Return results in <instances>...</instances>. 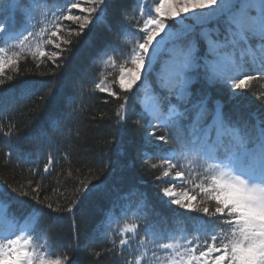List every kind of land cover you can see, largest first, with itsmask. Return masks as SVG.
Returning a JSON list of instances; mask_svg holds the SVG:
<instances>
[{
    "label": "snow or ice",
    "instance_id": "obj_1",
    "mask_svg": "<svg viewBox=\"0 0 264 264\" xmlns=\"http://www.w3.org/2000/svg\"><path fill=\"white\" fill-rule=\"evenodd\" d=\"M108 8V0H0V87L16 79L21 61L29 58L37 70L48 68L38 74L59 75L74 38L85 30L103 25L119 33L118 45L99 52L103 70L93 91L119 101L114 126L122 133L139 102L134 123L144 133L142 164L158 170L157 195L171 215L160 216L143 193L135 200V190L117 194L103 233L110 247L94 255L115 251L123 264H264V110L233 119L213 95L226 86L230 101L242 102L251 92L264 104V93L252 90L254 82L264 81V0H158L149 9L139 0L136 11L114 15L111 22ZM126 45L130 50L122 51ZM40 83L23 81L5 92L18 89L29 98ZM48 83L51 97L55 81ZM99 118L112 119L105 113ZM14 135L15 123L0 122V136L10 141ZM122 146L121 139L117 149ZM53 163L49 154L45 174ZM37 171L30 168L33 178L16 186L0 182V197L15 193L31 209L18 217L0 198V264H76L41 229L43 209L72 214L104 181L93 184L96 175L81 179L79 169L75 177L69 170L67 177L77 184L71 195L53 188V202L52 196L41 198L45 177L34 179Z\"/></svg>",
    "mask_w": 264,
    "mask_h": 264
},
{
    "label": "trees",
    "instance_id": "obj_2",
    "mask_svg": "<svg viewBox=\"0 0 264 264\" xmlns=\"http://www.w3.org/2000/svg\"><path fill=\"white\" fill-rule=\"evenodd\" d=\"M138 3L139 0H108L107 19L111 22L114 15L136 11ZM121 20L128 23L123 21L122 16ZM118 44V32H109L103 25H97L91 33L85 30L84 36L74 38L71 52L66 53L68 61L56 77L38 74L47 73L48 68L42 65L37 70L29 58L21 61L20 75L0 87V93H3L0 96V113H3L0 122L7 124L11 121L17 129V135L10 141L0 136V182L7 181L16 186L17 182L25 178H33L28 177V171L35 166L38 171L34 179L45 177L41 198L49 195L55 202L57 196L52 195L53 188L59 187L71 195L77 184L75 179L67 177L69 170L75 177L79 169L81 179L96 175L93 184L104 181L101 189L90 194L72 214L43 209L45 215L41 218V229L48 232L59 251H69L76 264H123V258L115 251H102L99 257L94 255L96 251L110 247L103 233L108 210L117 194L135 190L138 194L133 198L135 200L143 193L160 216L171 215L157 195L159 190L155 185L161 182L155 181L154 177L158 170L149 171L142 164L144 133L143 128L134 123L140 112L139 102H136L135 113H130L128 127L122 133L114 126V112L119 101L98 90L93 91L94 82L98 81L103 70L99 63V52L106 45ZM117 72L113 71L109 78L113 79ZM23 81L41 82L35 89V95L21 98L18 89L14 94L5 92V89L18 86ZM50 81H55V91L51 97H47L48 88L52 87L48 83ZM195 87L199 88L200 85ZM259 88V82H254L252 90L258 92ZM114 90L119 91L118 87ZM213 95L225 104V112L231 114L233 119L248 117L252 112L264 109V106L259 108L260 105L251 98V92L245 93L246 99L242 102L228 101L227 94L220 95L215 90ZM41 96L46 99L41 100ZM104 100L109 102L104 103ZM101 113L112 119H100ZM53 119L58 121V126L53 123ZM143 123L141 121V125ZM157 134L162 135L163 131H157ZM121 139L123 146L117 149ZM9 150L13 152L11 157L5 155ZM49 154L54 160L53 170L45 174L43 165ZM7 191L10 192V189ZM0 198L11 203L9 211L18 217H26L31 211L18 202L20 198H16L15 193ZM28 203L34 204L30 200ZM117 213H120L119 208L115 209ZM151 218L159 219L156 216ZM116 227V224H112L113 229Z\"/></svg>",
    "mask_w": 264,
    "mask_h": 264
},
{
    "label": "rangeland",
    "instance_id": "obj_3",
    "mask_svg": "<svg viewBox=\"0 0 264 264\" xmlns=\"http://www.w3.org/2000/svg\"><path fill=\"white\" fill-rule=\"evenodd\" d=\"M157 2H158V0H144V4H145L146 9L154 7L155 3H157ZM136 10H137V8H136ZM65 23H68V22H65ZM169 23L171 24V23H175V22L174 21H169ZM73 27H75V26H73ZM132 30L135 31V28L132 27ZM122 48H124L125 49L124 51L126 52V51L130 50L131 45L121 46V49ZM117 71H118V69H117ZM117 74H118V72H117ZM108 79L111 80L109 77H108ZM151 79H154V77H152ZM259 85H260V88H259V90L257 89V91H258L257 93H264V81L259 82ZM139 87H140V82H138V84L134 87L133 91H136V88H139ZM218 87L221 88V91H219V92L216 91L217 93H219L220 95H221V93L227 94V96L229 97L230 91L228 90V88L226 86H218ZM251 98H253V100H256V103H258L260 105L259 108L264 106V104H261V102L258 99H256V97L254 95ZM227 100L230 101L229 98ZM260 110H264V109L261 108ZM162 131H163V134H164L165 130L162 129L161 132ZM167 146L168 145H165L164 147H167ZM180 211H183V210H180ZM189 214H191V213H189Z\"/></svg>",
    "mask_w": 264,
    "mask_h": 264
}]
</instances>
